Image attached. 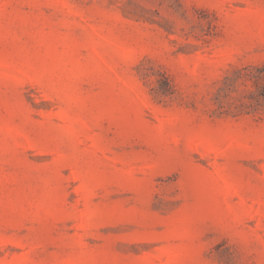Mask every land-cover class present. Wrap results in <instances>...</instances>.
Returning a JSON list of instances; mask_svg holds the SVG:
<instances>
[{
	"label": "rangeland",
	"instance_id": "1",
	"mask_svg": "<svg viewBox=\"0 0 264 264\" xmlns=\"http://www.w3.org/2000/svg\"><path fill=\"white\" fill-rule=\"evenodd\" d=\"M0 264H264V0H0Z\"/></svg>",
	"mask_w": 264,
	"mask_h": 264
}]
</instances>
